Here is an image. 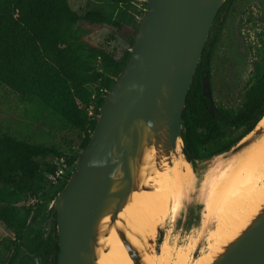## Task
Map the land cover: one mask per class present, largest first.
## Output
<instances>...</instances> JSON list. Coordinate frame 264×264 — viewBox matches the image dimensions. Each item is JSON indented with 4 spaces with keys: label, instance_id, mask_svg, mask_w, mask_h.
I'll use <instances>...</instances> for the list:
<instances>
[{
    "label": "trees",
    "instance_id": "obj_1",
    "mask_svg": "<svg viewBox=\"0 0 264 264\" xmlns=\"http://www.w3.org/2000/svg\"><path fill=\"white\" fill-rule=\"evenodd\" d=\"M236 1L225 0L215 17L182 111V154L193 169L197 161L229 151L264 115V55L251 63L252 74L242 90L236 93L237 85L230 88L236 93L232 94L234 105L223 106L214 98L215 45L225 23L223 14ZM100 2L111 12L94 8L78 13L68 0H0V85L10 89L21 104L50 112L66 128L82 131L81 150L90 141L106 93L128 59L146 6L144 2L140 10L134 0ZM98 26L111 30L102 43L91 40ZM202 70L209 77L220 116L210 112L202 95ZM61 158L70 171L57 186L48 175L58 170L56 162ZM77 158L78 154L63 153L54 146L0 134V223L13 233V238H7L9 254L6 239L0 246V264H14L22 254L20 264L35 259L56 264L57 234L53 228L46 237V223L53 217L50 206L66 186ZM26 198L35 203L19 207Z\"/></svg>",
    "mask_w": 264,
    "mask_h": 264
},
{
    "label": "water",
    "instance_id": "obj_2",
    "mask_svg": "<svg viewBox=\"0 0 264 264\" xmlns=\"http://www.w3.org/2000/svg\"><path fill=\"white\" fill-rule=\"evenodd\" d=\"M224 1H145L128 59L104 97L90 141L50 206L53 217L46 223L45 236L53 224L56 264H96L101 222L109 216L112 225L129 196L141 188L144 151L152 148L161 160L170 157L180 142L182 152V111ZM201 89L210 112L220 116L205 70ZM257 126L251 132L254 136L264 133V126ZM117 234L132 264H142L125 233ZM210 264H264V208Z\"/></svg>",
    "mask_w": 264,
    "mask_h": 264
},
{
    "label": "rangeland",
    "instance_id": "obj_3",
    "mask_svg": "<svg viewBox=\"0 0 264 264\" xmlns=\"http://www.w3.org/2000/svg\"><path fill=\"white\" fill-rule=\"evenodd\" d=\"M68 1L71 8L78 13L94 8H101L106 12H111V8L102 4L100 0ZM145 1L146 0H134V4L141 10ZM263 12V3L260 0H252L243 15V20L245 18L251 19L250 23H243V40L240 41L233 34L235 40L233 49L236 53L242 54L244 46L246 45H251L253 47L251 54L248 56V59L252 60V62L260 60L262 55H264V26L256 22ZM232 27L233 24L231 25V30L233 29ZM225 35V33L222 34L221 43L212 61V86L215 100L220 102L223 106H232L236 103L233 101L234 98H232V94L236 95L238 90H242L247 79L252 74L253 65L251 64L252 62H248L245 69L231 72L229 63L231 59L230 48L228 47L229 40ZM109 36H111V30L109 28L98 26L95 27V32L91 35V40L96 43H102ZM237 40L240 44L237 43ZM119 45L124 47L125 43L119 41ZM239 65H241V63ZM233 85L238 86L236 88V93L230 92V88H232ZM0 134H10L30 143L54 146L63 153L78 154V156L82 151L80 149V144L84 136L83 132L80 130L69 129L63 126L58 119L53 118L50 112L44 111L40 113L30 109L28 105L21 104L17 100L16 95L10 89L2 85H0ZM262 137H264V133L260 136H254V134L251 133L229 151L213 156L207 160L197 161L194 169L185 161L181 152V156H177L175 161L180 160L182 163L186 164L193 180L192 182L188 181L184 184L185 191L183 192L180 204L177 207H171L164 221L159 220V222L153 218L150 219V215L157 212L151 206H142V204H140L138 207L132 208L131 217H134V219L138 218V222L136 221V226L131 229H136L135 232L142 229V232L139 231L137 234L132 233L130 235V237H132L131 240L135 243L133 248L138 251L140 258L145 256V258L154 259L160 254L162 247L165 246H168L170 249L171 255L168 261H171V258L175 257L178 251L188 255V264H191L194 259L207 254L209 252L208 234L215 226L213 220H209V222L205 221L204 218V205L210 190L211 182L216 179L218 180L222 172L229 165H232L228 164L229 162L226 161H230L231 158L241 153V151L254 142V140L256 141ZM214 177L217 178L214 179ZM261 184L258 186L257 190H259ZM253 200L254 197L251 199V202ZM34 203V199L26 198L19 203L18 206L23 208L32 206ZM251 204L244 211L243 215L248 211ZM146 207L147 209H145ZM149 207L152 208V210L149 209ZM138 208H141V210H135ZM146 211H148L149 214ZM8 234L13 238V233L8 231ZM7 238L8 237H6V240ZM144 238L148 239V241H142ZM0 240L3 242L1 236ZM9 247L10 244L7 240L6 254L10 252ZM31 264L46 263H42L39 259H35Z\"/></svg>",
    "mask_w": 264,
    "mask_h": 264
},
{
    "label": "bare ground",
    "instance_id": "obj_4",
    "mask_svg": "<svg viewBox=\"0 0 264 264\" xmlns=\"http://www.w3.org/2000/svg\"><path fill=\"white\" fill-rule=\"evenodd\" d=\"M258 126H264V116ZM180 145L181 143L178 142L175 152L161 160H157L152 148L144 151L139 172L141 188L129 196L126 205L112 225H109V216L101 222L102 232L96 248V264H132L117 234V230L123 231L134 247L135 243L130 235L142 232V229L136 232V229H131L136 226V221L138 222L137 216V219L131 217L132 208L140 204L151 206L157 212L152 213L150 219L153 218L159 222V220L164 221L171 207L174 208L180 204L185 191L184 184L193 180L186 164L180 160L175 161L177 156H181ZM226 162L232 165L222 172L217 181L211 182L204 205L205 221L215 222L213 230L208 234L209 252L198 258L195 257L191 264H210L215 256L237 238L264 208V137L252 142L241 153ZM253 197L254 200L251 202ZM250 204L248 211L243 215ZM152 208L149 207L151 210ZM135 210L140 211L141 208ZM142 241H148V239L144 238ZM170 255L169 247L165 246L154 259L144 256L141 260L142 264H188L189 257L186 253L178 251L175 257L168 261Z\"/></svg>",
    "mask_w": 264,
    "mask_h": 264
},
{
    "label": "flooded vegetation",
    "instance_id": "obj_5",
    "mask_svg": "<svg viewBox=\"0 0 264 264\" xmlns=\"http://www.w3.org/2000/svg\"><path fill=\"white\" fill-rule=\"evenodd\" d=\"M251 1L252 0H237L234 4L233 9H231L228 14L226 12H224V14H223V16L226 17V19H225V23H224L223 27L221 28V34L219 35L220 37L217 38V39H219V41L215 45L214 56H215V53H216L218 46L221 43L220 40H221L222 34L225 33L226 34L225 36H227L228 37L227 39L229 40L228 47L230 48V56H231V59L229 60L231 72L232 71L237 72L240 69H245L248 65V62L249 63L252 62V60L248 59V56L251 54V51L253 50V47L251 45L244 46V51L242 54L236 53L233 49V45H234V41H235L233 34L240 41H242L243 40V34H244V32L242 30L243 23L244 22H249V23L251 22L250 18H245L243 20V15L245 14L246 10L248 9V5ZM260 1L264 5V0H260ZM263 16H264V12L256 20V22L259 23L261 26H264V20H263L264 17ZM262 17H263V19H262ZM214 20H215V18H214ZM232 24H233V27H232L233 29L231 30ZM258 35L262 36L261 34H258ZM237 43L240 44V42L238 40H237ZM240 63H241V65H239ZM211 70H212V64H211ZM211 73H212V71H211ZM209 86H210V82H209ZM59 184L57 186H59ZM50 218H52V217H50ZM53 228H54V225L52 224L50 231L53 230Z\"/></svg>",
    "mask_w": 264,
    "mask_h": 264
},
{
    "label": "built area",
    "instance_id": "obj_6",
    "mask_svg": "<svg viewBox=\"0 0 264 264\" xmlns=\"http://www.w3.org/2000/svg\"><path fill=\"white\" fill-rule=\"evenodd\" d=\"M88 114L92 116L91 109L89 110ZM63 162H64L63 158L59 159V161L56 162V165L59 166L58 170L55 171L53 175L52 174L48 175L49 181L54 185H58L59 183L62 184L66 180V176L69 168L64 166Z\"/></svg>",
    "mask_w": 264,
    "mask_h": 264
},
{
    "label": "crops",
    "instance_id": "obj_7",
    "mask_svg": "<svg viewBox=\"0 0 264 264\" xmlns=\"http://www.w3.org/2000/svg\"><path fill=\"white\" fill-rule=\"evenodd\" d=\"M0 236H1V238H3V241L6 239V237H8V238H12L11 236H10V234H8V230H6V228L4 227V225H2L1 223H0ZM5 238V239H4ZM2 240V239H1ZM0 240V246H1V241Z\"/></svg>",
    "mask_w": 264,
    "mask_h": 264
}]
</instances>
